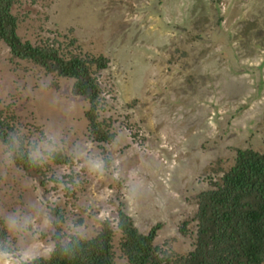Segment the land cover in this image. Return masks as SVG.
<instances>
[{
    "label": "rangeland",
    "instance_id": "1",
    "mask_svg": "<svg viewBox=\"0 0 264 264\" xmlns=\"http://www.w3.org/2000/svg\"><path fill=\"white\" fill-rule=\"evenodd\" d=\"M9 4L23 42L108 59L91 76L98 122L114 137L96 141L75 79L0 39V119L45 173L25 171L0 140V252L47 258L59 242L109 228L115 263L128 264L121 212L155 233V248L194 251L197 196L239 151L264 154V0Z\"/></svg>",
    "mask_w": 264,
    "mask_h": 264
},
{
    "label": "trees",
    "instance_id": "2",
    "mask_svg": "<svg viewBox=\"0 0 264 264\" xmlns=\"http://www.w3.org/2000/svg\"><path fill=\"white\" fill-rule=\"evenodd\" d=\"M9 0H0V39L21 59L32 60L60 76L75 79V91L90 99L87 113L98 143L110 142L114 134L98 122L100 86L91 76L92 65L108 66L103 56L62 55L49 46L23 42L17 33L16 17ZM11 127L0 119V140L6 144L20 167L32 175H45L29 152L17 146ZM110 165V161L107 162ZM199 222L196 248L186 256L155 248V233L143 234L125 212L119 216L123 239L121 248L128 264H264V154L239 151L235 166L212 188L197 196ZM4 223V221H0ZM112 230L101 231L92 239L74 236L68 244L57 243L50 257L27 264H116Z\"/></svg>",
    "mask_w": 264,
    "mask_h": 264
},
{
    "label": "clouds",
    "instance_id": "3",
    "mask_svg": "<svg viewBox=\"0 0 264 264\" xmlns=\"http://www.w3.org/2000/svg\"><path fill=\"white\" fill-rule=\"evenodd\" d=\"M15 223V220H13L12 224L15 225ZM33 258L34 253L31 249L21 251L18 254V258H13L8 252H0V264H27V262Z\"/></svg>",
    "mask_w": 264,
    "mask_h": 264
}]
</instances>
